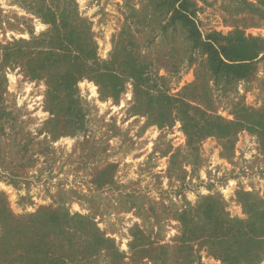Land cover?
Masks as SVG:
<instances>
[{
  "label": "rangeland",
  "instance_id": "374dc122",
  "mask_svg": "<svg viewBox=\"0 0 264 264\" xmlns=\"http://www.w3.org/2000/svg\"><path fill=\"white\" fill-rule=\"evenodd\" d=\"M76 1L92 23L98 56L114 69L126 71L130 56L144 60L164 77V89L208 104L228 120L236 119L238 105L264 108L263 54L248 79L215 85L206 54L169 22L168 13L153 10L150 0ZM192 1L204 39L224 44L223 37L236 28L264 39L256 0ZM47 28L20 0H0L2 42L30 39ZM25 72L21 63L0 67V198L14 215L27 218L61 207L92 217L120 255L100 256L94 264H156L130 248L135 226L151 234L155 255L168 257L167 264H224L201 242L192 243L191 262L178 247L174 215L206 196L221 198L231 217H246L243 194L264 206L262 130L242 127L231 139L207 136L190 146L180 121L160 126L134 109L131 79L118 99L103 98L95 81L82 79L77 88L85 129L53 137L47 86ZM63 125L60 121V129Z\"/></svg>",
  "mask_w": 264,
  "mask_h": 264
},
{
  "label": "trees",
  "instance_id": "16d2710c",
  "mask_svg": "<svg viewBox=\"0 0 264 264\" xmlns=\"http://www.w3.org/2000/svg\"><path fill=\"white\" fill-rule=\"evenodd\" d=\"M256 1L259 5L256 9L264 16L261 8L264 0ZM150 2L153 10L168 13L169 22L183 29L193 47L206 54V66L215 85L248 79L254 72L255 62L264 55V39L245 36L240 28L223 37L224 44H217L210 36L204 39L192 0ZM20 4L48 28L37 36L31 35L30 39L7 43L0 40V67L21 63L31 79L44 80L46 108L53 115L47 125L52 127L53 137L85 129L77 88L80 80H93L103 98L118 99L125 90L126 78L134 84V109L142 110L160 126L180 121L190 146L207 136L231 139L242 127L262 130L264 134V108L238 105L234 108L236 119L228 120L216 114L208 104L164 89V77L144 60L130 56L126 60V71L114 69L112 62L98 56L92 23L81 15L76 0H20ZM1 114L0 108V119ZM60 121H64L63 129H60ZM242 198L245 218L231 217L218 196H206L196 206L177 209L174 218L180 224V234L176 240L180 250L187 251L191 262L196 257L192 244L195 242L205 243L224 264H259L263 260L264 206L250 199L248 194H243ZM132 237L130 248L134 255L146 256L148 262L153 260L156 264L168 263V257L155 255L157 250L153 251L151 234L135 226ZM143 243L146 247L135 249ZM111 255L120 258L114 239L107 236L92 217L72 214L60 207L42 208L21 218L0 198V262L94 264L100 256Z\"/></svg>",
  "mask_w": 264,
  "mask_h": 264
}]
</instances>
